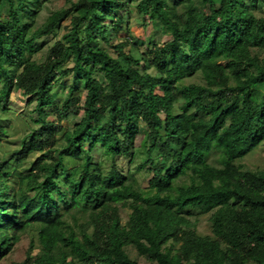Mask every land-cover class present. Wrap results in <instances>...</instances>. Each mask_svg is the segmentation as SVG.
Segmentation results:
<instances>
[{
	"label": "trees",
	"instance_id": "obj_1",
	"mask_svg": "<svg viewBox=\"0 0 264 264\" xmlns=\"http://www.w3.org/2000/svg\"><path fill=\"white\" fill-rule=\"evenodd\" d=\"M4 1L0 111L18 89L36 126L12 162L0 160V262L138 264L132 247L155 264H264V170L238 163L264 145V17L255 12L264 0H139L137 14L169 37L139 58L119 36L125 0H67L31 34L29 0ZM63 23L44 59H32L33 42ZM197 73L203 84H181ZM74 74L81 104L62 82ZM80 111L72 131L49 120ZM142 135L144 187L118 164ZM24 235L25 256L9 260Z\"/></svg>",
	"mask_w": 264,
	"mask_h": 264
},
{
	"label": "rangeland",
	"instance_id": "obj_2",
	"mask_svg": "<svg viewBox=\"0 0 264 264\" xmlns=\"http://www.w3.org/2000/svg\"><path fill=\"white\" fill-rule=\"evenodd\" d=\"M139 0H125V4L120 12L122 18V30L120 31V37H130L134 42V46H131V54L135 58L141 56H147L153 50L155 46H161L166 40L169 39L168 35L161 30V27H153L148 20L137 14L134 6ZM28 8L32 11L33 15L25 16L22 21L23 23L32 24L28 30V34H31L37 27H39L46 18L55 11L61 8L67 7V0H29ZM196 7L202 9L201 4L195 2ZM257 15L264 17V3L258 2L255 10ZM0 15L2 18H6L8 15V5L4 0H0ZM65 23V22H64ZM61 24L57 29L52 31L48 36L37 39L33 42V48L35 53L31 56L32 59L41 61L47 54L48 48L55 42L59 41L61 35L64 33V25ZM66 67H70L71 63L69 60L65 63ZM224 64V62H221ZM62 82L66 86L72 85L74 91L73 95L80 98V104L83 101L85 94L83 81L80 80L79 74L67 75L62 79ZM183 86L189 84H203L201 75L197 73L195 76L186 79L181 82ZM56 94V98L62 100L66 89H62L57 86L53 89ZM28 96L22 94L18 89H13L9 98L7 99L5 111H0V126L4 129L5 133L0 136V160L10 161L13 159L11 156L16 153L20 148L21 139L30 131L31 128L36 125L32 122L34 114L32 112L33 105L28 103ZM82 117V111L77 116H74L71 112L67 113L62 120H58L56 114L50 117V121L53 120V124L56 127H62L64 131H72L75 125L80 121ZM144 142V135L137 137L136 147L130 158H121L118 162L121 171L124 174H132L131 179L134 182L144 187L151 177V174L146 170L142 169L137 172L138 165L143 163L146 159L145 149L142 148ZM93 157L96 161L102 162L105 168L110 167V159L104 156L99 151L93 152ZM210 161H214V157L210 158ZM245 167L252 170H264V145L261 144L244 158L238 161ZM130 211L127 208L120 209L121 222L126 223ZM208 215H201L197 222V230L201 234H205L209 230ZM195 219L192 218V221ZM34 238V245L37 246L36 235L34 231H31ZM29 239L27 236H23L11 254H9V260L18 261L25 256V251L28 247ZM37 249H34L31 255L36 254ZM127 253L133 260L137 261L138 264H155L143 256H139L132 247L127 248ZM8 260H1L0 264H7Z\"/></svg>",
	"mask_w": 264,
	"mask_h": 264
}]
</instances>
